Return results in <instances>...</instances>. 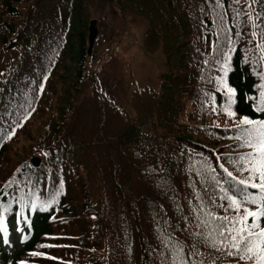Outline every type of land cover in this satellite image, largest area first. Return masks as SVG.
<instances>
[{
  "label": "trees",
  "instance_id": "trees-1",
  "mask_svg": "<svg viewBox=\"0 0 264 264\" xmlns=\"http://www.w3.org/2000/svg\"><path fill=\"white\" fill-rule=\"evenodd\" d=\"M107 4L144 19L166 69L131 114L87 92L89 8ZM262 36L264 0H0V213L21 236L0 231V264H243L199 243L195 218L258 193L220 165L248 178L233 162L251 151L238 122L264 120Z\"/></svg>",
  "mask_w": 264,
  "mask_h": 264
},
{
  "label": "snow or ice",
  "instance_id": "snow-or-ice-1",
  "mask_svg": "<svg viewBox=\"0 0 264 264\" xmlns=\"http://www.w3.org/2000/svg\"><path fill=\"white\" fill-rule=\"evenodd\" d=\"M217 4H220V0H217ZM249 19L252 17L249 16ZM257 19H259V14H257ZM254 26L259 27V25ZM257 46L262 47L261 45ZM228 95L229 103L225 111L229 117H232L235 115L231 111V105L234 103L232 89H228ZM261 96L264 97V92L261 93ZM260 111H264V107H261ZM237 131L238 147H247L251 151L240 155L233 162V165L240 171L241 175L248 172V178L238 180L233 172L229 171L223 164L220 167L236 184L244 188L258 189V193L238 197L235 193L228 195L226 191L220 199L227 200L228 203L227 205L221 204L219 207L225 212L235 213L232 216H218L207 205L199 207L198 211L204 215L195 218L197 221L196 228L199 230L195 235L199 243L210 246L216 251H226L229 257L238 262L264 264V120L254 121L243 118L237 124ZM215 170L212 169L213 172ZM197 198L202 199L199 196ZM216 203L217 201L213 199L211 206H215ZM249 206L254 207L250 208ZM31 207L35 208L36 204L33 203ZM0 231H6L3 213H0ZM176 250L181 252L183 247L177 244ZM174 264H190V261L178 257L174 260Z\"/></svg>",
  "mask_w": 264,
  "mask_h": 264
},
{
  "label": "rangeland",
  "instance_id": "rangeland-1",
  "mask_svg": "<svg viewBox=\"0 0 264 264\" xmlns=\"http://www.w3.org/2000/svg\"><path fill=\"white\" fill-rule=\"evenodd\" d=\"M89 28L95 29L93 43L88 47L86 69L94 73L91 88L103 95L112 96L115 104L131 114L129 96L143 86L156 89L160 76L166 74L160 52L151 54L142 48L146 22L138 15L120 11L116 7L89 8ZM9 56L0 49V70L8 63ZM15 243L18 230L2 231Z\"/></svg>",
  "mask_w": 264,
  "mask_h": 264
},
{
  "label": "water",
  "instance_id": "water-1",
  "mask_svg": "<svg viewBox=\"0 0 264 264\" xmlns=\"http://www.w3.org/2000/svg\"><path fill=\"white\" fill-rule=\"evenodd\" d=\"M94 35H95V29L94 28H90L89 29V34H88V47H90L93 43V39H94ZM33 164L36 165V161H33Z\"/></svg>",
  "mask_w": 264,
  "mask_h": 264
}]
</instances>
